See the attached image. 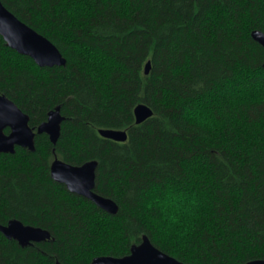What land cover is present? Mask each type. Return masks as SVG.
Here are the masks:
<instances>
[{"label":"trees","instance_id":"16d2710c","mask_svg":"<svg viewBox=\"0 0 264 264\" xmlns=\"http://www.w3.org/2000/svg\"><path fill=\"white\" fill-rule=\"evenodd\" d=\"M0 1L66 62L40 68L0 37V94L35 130L63 117L55 145L41 134L33 152L0 154V225L50 235L22 248L0 233V264L122 258L144 236L183 264L264 260V49L251 36L264 0ZM138 105L152 116L136 125ZM53 150L97 162L94 192L115 216L51 179Z\"/></svg>","mask_w":264,"mask_h":264},{"label":"water","instance_id":"95a60500","mask_svg":"<svg viewBox=\"0 0 264 264\" xmlns=\"http://www.w3.org/2000/svg\"><path fill=\"white\" fill-rule=\"evenodd\" d=\"M252 39L264 49V35L253 32ZM0 37L5 45L17 54L29 57L40 68L64 67L65 59L58 49L46 38L39 35L30 27L18 20L0 1ZM150 72L147 62L144 74ZM135 124L139 125L152 116V111L145 105H138L133 111ZM63 117L59 109L48 113L47 120L36 130L29 127V118L9 99L0 94V154H14L15 148L34 151L36 135L45 134L50 143L55 145L60 134ZM9 133L5 134L4 130ZM98 134L104 139L114 142H125L127 134L117 130H99ZM53 153L50 164V177L66 190L92 202L96 207L109 215L118 212L117 204L111 199L102 197L94 192L97 162L90 161L81 166L69 165L57 158ZM0 233L8 240L16 241L25 248L33 243H41L50 239L47 231L32 226H24L19 221H10L7 225H0ZM54 264H60L58 261ZM91 264H183L155 248L150 240L144 236L141 243L133 245L127 256L114 258L109 256L94 258ZM246 264H264V260H254Z\"/></svg>","mask_w":264,"mask_h":264}]
</instances>
